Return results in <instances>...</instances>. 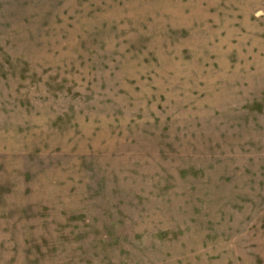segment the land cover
I'll return each mask as SVG.
<instances>
[{"label":"rangeland","instance_id":"1","mask_svg":"<svg viewBox=\"0 0 264 264\" xmlns=\"http://www.w3.org/2000/svg\"><path fill=\"white\" fill-rule=\"evenodd\" d=\"M0 264H264V0H0Z\"/></svg>","mask_w":264,"mask_h":264}]
</instances>
